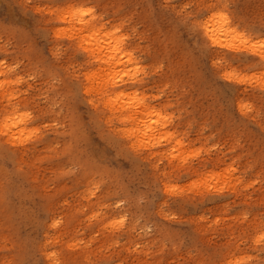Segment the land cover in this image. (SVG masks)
Instances as JSON below:
<instances>
[{"label":"rangeland","instance_id":"1","mask_svg":"<svg viewBox=\"0 0 264 264\" xmlns=\"http://www.w3.org/2000/svg\"><path fill=\"white\" fill-rule=\"evenodd\" d=\"M75 4L136 49L130 95L167 138L101 105L97 62L58 32ZM207 8L264 38V0H0V264H264V75L201 47ZM15 107L28 135L6 143Z\"/></svg>","mask_w":264,"mask_h":264},{"label":"bare ground","instance_id":"2","mask_svg":"<svg viewBox=\"0 0 264 264\" xmlns=\"http://www.w3.org/2000/svg\"><path fill=\"white\" fill-rule=\"evenodd\" d=\"M87 10V7L85 6L84 8L81 4L65 8L61 21L63 23L70 22V24H63L64 26H60L58 32H66L67 37L70 39V44L74 48H83L82 50L86 53V65L97 62L98 69L91 76H97V90L106 99L104 104L101 105L104 108H109L112 105V108L110 107L112 112L121 107L125 120L135 121V123L138 122L139 124L141 122L144 123L146 128L140 126L136 129L137 133L146 136L142 140L155 141L159 137L167 138L169 133L165 131L166 121L152 116L148 117L146 112L149 108V103L141 102L140 104L137 95H130L131 91L137 90L136 86H144L147 82L145 76L141 78V75L146 74L147 69L140 64L141 60L135 54L136 49L127 45L123 37L114 38L113 31L97 29L93 11L88 15L83 14ZM206 11L208 14L204 19L195 21L196 33L200 38L201 47L203 49L208 47L211 55H222L224 57H228L229 53L226 51L244 50L246 51L245 57L249 58L252 63L249 66L261 68L260 71L264 75V50L259 47L253 48L254 44L259 45L264 42V38L262 36H247L239 32L230 20L229 25L223 24L218 16L222 9L212 12L207 8ZM241 36L247 43L241 40ZM240 57V55H230L229 58L241 59ZM102 63H106L108 67L106 69L102 68ZM70 72L68 75H70ZM73 73L71 74L73 75ZM226 75L231 76L228 73ZM234 78L237 77L235 76ZM257 83L259 84L260 82L258 81ZM86 90L89 92L90 89ZM3 98L5 101L10 102L14 99V92L4 91ZM16 103L19 104L14 102L11 106ZM27 123L28 114L19 111L17 107L9 114L3 116L1 130L4 134V141L16 144L19 140H22L28 135Z\"/></svg>","mask_w":264,"mask_h":264},{"label":"snow or ice","instance_id":"3","mask_svg":"<svg viewBox=\"0 0 264 264\" xmlns=\"http://www.w3.org/2000/svg\"><path fill=\"white\" fill-rule=\"evenodd\" d=\"M91 9H88L86 13H83L84 15H88L91 13ZM218 16L220 18V20L223 22V24L225 25H229L230 24V21L228 19V15L224 12V11H221L218 13ZM241 40L244 42V43H247L246 40L243 39V36H241ZM256 47H259L260 49L264 50V42H261L259 45H253V48H256ZM260 241L264 242V234H262L260 237H259Z\"/></svg>","mask_w":264,"mask_h":264}]
</instances>
